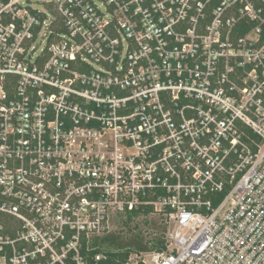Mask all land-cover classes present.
<instances>
[{"label": "built area", "instance_id": "1", "mask_svg": "<svg viewBox=\"0 0 264 264\" xmlns=\"http://www.w3.org/2000/svg\"><path fill=\"white\" fill-rule=\"evenodd\" d=\"M146 207L127 264H264V0H0V264Z\"/></svg>", "mask_w": 264, "mask_h": 264}, {"label": "trees", "instance_id": "2", "mask_svg": "<svg viewBox=\"0 0 264 264\" xmlns=\"http://www.w3.org/2000/svg\"><path fill=\"white\" fill-rule=\"evenodd\" d=\"M150 212H152V208L146 207L144 210L136 209L127 213V217L122 220L128 228L126 234L119 232L118 228L95 237L88 250L84 251L89 264H127L130 256L134 253L167 249L166 232L168 225L163 218L161 222L145 221L155 230V235L151 237L146 236L139 223L132 225L135 217ZM98 254H102L100 259L96 258Z\"/></svg>", "mask_w": 264, "mask_h": 264}, {"label": "rangeland", "instance_id": "3", "mask_svg": "<svg viewBox=\"0 0 264 264\" xmlns=\"http://www.w3.org/2000/svg\"><path fill=\"white\" fill-rule=\"evenodd\" d=\"M123 218L120 219L119 221V225H117L116 229L119 228V232H122L123 234L127 233L128 228L125 226V224H123ZM151 221V220H155L158 222L162 221V217H160L157 213H151L149 215H139L137 217L134 218V221L132 223V225H134L135 223H139L143 229V231L145 232L147 237H151L153 235H155V230L152 229V227L147 224L145 221ZM149 223V222H148ZM132 256H135V254H132Z\"/></svg>", "mask_w": 264, "mask_h": 264}]
</instances>
